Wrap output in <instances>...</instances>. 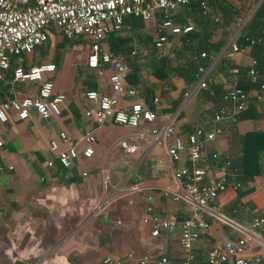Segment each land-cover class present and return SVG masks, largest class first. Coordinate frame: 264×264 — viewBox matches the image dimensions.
<instances>
[{
    "label": "crops",
    "instance_id": "0c3cea01",
    "mask_svg": "<svg viewBox=\"0 0 264 264\" xmlns=\"http://www.w3.org/2000/svg\"><path fill=\"white\" fill-rule=\"evenodd\" d=\"M225 1L240 8L245 3L244 0ZM257 1L248 0V14L228 36L224 47L230 42L236 44L239 31L253 14L251 9ZM206 2L212 9L213 0ZM181 11L182 8L175 15ZM191 18L187 23L192 24ZM133 19L127 18L121 31L105 40L104 50L122 58L129 68L133 67L137 55L146 59L152 55L167 56L171 65H175V53L170 50L173 42L168 41L159 51L163 53L158 55L153 48L150 26L141 21L140 29L135 28L139 24ZM175 42L179 44L178 40ZM250 51L247 55H235L233 64L245 67L251 58ZM87 53L83 39L62 43L51 31L43 47L11 60L5 83L0 84V102L9 92L16 97L35 98L39 85L13 83L12 69L52 63L55 66L50 76L53 92L64 95L57 116L43 120L30 110L27 119L19 120L10 111L7 122L0 125L3 140L0 149V264H103L106 257L121 260L122 264H138L142 259H146V264H154L158 256L166 257L169 264H180L179 228L152 237L150 223L145 224L142 219L147 205L152 214L163 219L181 221L191 215L193 206L189 201L183 198L171 202L160 193L161 189L174 187L171 169L186 166L187 155L182 153L179 162L169 163L142 126L97 124L91 119L95 105L84 99V93L94 90L107 94L109 72L104 66L100 67V75L89 68ZM182 61L183 58L178 59ZM143 65L138 64V72L144 86L151 90V98H145L150 95L145 93L141 82L135 86L126 76L125 84L135 88L136 98L123 97L118 100V107L127 108L136 99L151 107V100L155 98L153 126L158 127L175 117L190 99L184 101L181 96L178 109L171 114L166 108L180 97L182 80L173 77L170 83L162 84L150 76ZM248 95L249 102L254 100L255 89H250ZM255 101L256 111H263L264 102ZM198 125L201 121L192 126L184 118L173 121L175 131L182 137ZM256 127L264 129V119L257 121ZM252 129L250 120L236 125L238 135ZM86 135L91 137L90 143L85 141ZM229 139L224 137L210 143L204 153L205 160L210 158L212 150L228 151ZM50 141H55V151L49 149ZM88 146L92 149L91 156L80 157V152ZM66 147H73L79 156L70 167L63 168L56 157ZM47 162L52 166L48 167ZM243 189L249 193L238 198L228 190L205 208L208 228L192 245V264H205L206 252L211 247L238 238L242 231L253 232L249 227L250 219L264 215V167L258 179ZM127 255L132 258L127 259ZM260 255L263 260L260 264H264V252Z\"/></svg>",
    "mask_w": 264,
    "mask_h": 264
},
{
    "label": "built area",
    "instance_id": "2783aa9c",
    "mask_svg": "<svg viewBox=\"0 0 264 264\" xmlns=\"http://www.w3.org/2000/svg\"><path fill=\"white\" fill-rule=\"evenodd\" d=\"M261 1L258 0L254 10ZM190 3H198L213 21H218L206 0H0V84L5 83L11 60L43 47L52 28L62 40L80 37L87 44V66L100 75V63L109 72L107 94H99L94 90L84 93V99L95 105L91 119L97 124L113 123L130 128L142 126L145 134L152 137L151 142L160 148L169 163L179 162L181 154L186 153L188 164L171 169L174 187L160 191L161 195L171 202L184 198L193 206L191 215L180 222V264H191L194 260L192 245L208 228L204 220L205 208L214 204L221 194L228 190L234 193L240 187L239 183L232 180L234 178L229 173L228 163H222L218 153H212L208 160H205L204 153L207 144L229 136L230 129L225 130V127H230L231 123L235 122V115L246 108L249 95L240 88L228 89L223 99L228 101L229 106L220 107L212 117L206 115L201 127L182 137L173 126L175 117L154 127L156 113L145 102L136 99L127 108L118 107L119 99L136 98L137 93L135 88L125 84L129 73L125 61L104 50L103 44L111 34L121 31L126 18H139L150 26L153 48L160 51L168 44V35L183 36L193 31L190 23L180 25L172 21L175 13ZM247 42L245 48L230 42L215 59L221 56L234 59L235 55H246L255 45L262 48L264 58V37L248 39ZM131 55H134V51ZM200 57H205V54L201 53ZM213 65L214 60L209 67L198 68L195 85L184 93V101L191 99L199 90L207 89L212 81L209 75ZM255 66L257 61L250 58L247 77L252 83H256L258 78ZM237 70V67H232L229 73L235 75ZM54 71L55 66L52 63L13 68V83H37L38 91L35 98L16 97L9 92L0 102V125L7 122L10 111L14 112L19 120L27 119L30 110L43 120L59 115L64 95L53 92L50 76ZM255 97L258 101L264 100V80L255 91ZM151 105L157 106V99H152ZM63 141L66 142V139L63 138ZM85 141L90 143L92 139L86 135ZM2 145L3 140L0 137V149ZM56 148L55 141H50L49 149L55 151ZM91 154L92 149L88 146L80 152V157L89 158ZM78 156L73 147H66L56 159L61 167L68 168ZM47 166H52V163L47 162ZM149 200L148 198L147 201ZM213 210L217 212L216 208ZM142 222L150 223L152 237L161 232H171L178 224L176 220L163 219L152 214L149 205L145 207ZM249 227L259 235L242 231L235 241H225L211 247L206 252L207 264H260V254L264 252V215L253 216ZM255 249L259 250L258 253L254 252ZM131 258V255H127V259ZM103 264L122 262L106 257ZM138 264H146V259L140 260ZM154 264H169V261L166 257L158 256Z\"/></svg>",
    "mask_w": 264,
    "mask_h": 264
},
{
    "label": "trees",
    "instance_id": "16d2710c",
    "mask_svg": "<svg viewBox=\"0 0 264 264\" xmlns=\"http://www.w3.org/2000/svg\"><path fill=\"white\" fill-rule=\"evenodd\" d=\"M213 2L214 4H212V10L214 11V15L218 17L219 25L222 27L220 33L221 35L217 39L213 38L212 28L208 27L210 22L213 24V21L209 20V15L198 6V3H190L189 5L182 7L181 13L178 15L176 14L173 17V21L184 25L188 22L187 19L192 17L191 23L193 24L194 28H196V30H193L183 36H167L168 41H172L176 44L177 41L175 42V40H178L180 44V47H174L171 50L175 53L174 56L176 64L171 65L167 56L152 55V58L146 59L145 57L142 58L137 55L134 56L135 62H133V67H128V81L135 86L141 82L145 93L150 95L149 97H145L146 99L151 98L152 94L148 86L145 85V87L143 81L140 79L138 72L139 63L144 64V70L148 69L149 75L159 80V82L162 84L170 83V80L173 77H177L182 80L184 86L179 93L180 97L170 102L169 107L166 108L171 114H174V112L178 109L184 90L189 89V87L192 86L197 80L198 68L201 67L202 69H205L209 67L214 58L217 57L224 47L228 36L233 31H235L238 27V24L241 23L243 16L241 17L240 13L242 12V14H245L250 8L248 0H244L245 3L243 4L242 8L235 7L225 0H213ZM125 20L124 22H126ZM133 20L138 21L137 23L139 25L135 26V28L140 29L142 26L141 21L138 19ZM51 30L54 31L53 28ZM115 35L117 34H111L109 37H114ZM263 37L264 0L261 1L247 22L242 26L235 42L237 46L245 48L248 44V39L256 40ZM75 38L69 40L63 39L62 43H69ZM250 50L251 51L249 52V55L251 58H254L257 61V66L254 67L258 75L256 83H252L247 77L249 61L245 67H238L233 64V59H227L222 56L218 58L210 72L209 78L212 81L207 86V89L199 90L198 93L190 99V102L183 106L176 113L175 121L184 118L191 126L194 123H199V121H201V125H198L197 127L195 126L188 133H191L195 129L201 127L204 124L206 115L212 117L220 107L229 106L228 101L223 99L228 89L236 87L247 93L250 89H255V91L258 90L259 84L264 80V58L262 55L263 50L258 45L252 46ZM157 53L160 55L161 52L158 51ZM201 53H204L205 57L201 58ZM247 54L248 52L246 55ZM180 58H183L182 62H178V59ZM99 66L103 68V65L100 63ZM232 67H237L238 69L235 75H231L229 73V70ZM254 98L256 99L255 95ZM255 99L249 102L248 97L246 108L235 115V122L231 123L232 125L230 127H225V130L230 129L228 136L231 143L230 149L225 152H219L217 150L210 151V156L212 153H218L219 160L222 163H228L229 173H231L233 175L232 177L234 178L232 180H235L240 185L239 189L234 192L238 198L249 193L248 190L243 188L246 187L249 182H255L262 174L264 167V129L256 127V122L264 119V110L261 112L256 111L257 101H255ZM258 102H264V100ZM147 103H150V100H148ZM148 107L154 111L153 105ZM244 120H250L253 123V129L245 132L242 135H238L236 133V125L238 122ZM209 144H207V148ZM209 163L210 161L207 162V164ZM236 201L237 200L235 199L234 202ZM225 228L227 231L230 230L228 227ZM236 239L231 241H235ZM205 264H207L206 257Z\"/></svg>",
    "mask_w": 264,
    "mask_h": 264
},
{
    "label": "rangeland",
    "instance_id": "374dc122",
    "mask_svg": "<svg viewBox=\"0 0 264 264\" xmlns=\"http://www.w3.org/2000/svg\"><path fill=\"white\" fill-rule=\"evenodd\" d=\"M258 2V1H257ZM257 2L253 5L254 7L251 9V10H254V8L256 7V5H257ZM241 14V17H242V19L243 18H245L246 17V15L248 14V13H245V14H242V12L240 13ZM210 17V16H209ZM209 20H212L213 21V19L210 17V19ZM211 23V22H210ZM210 23H209V28H212V31H213V38L214 39H216V38H218L221 34V30H222V27L219 25V22L217 21V22H215V21H213V24L211 23V25H210ZM193 30H196V28H193ZM234 32V31H233ZM232 32V33H233ZM231 33V34H232ZM230 34V35H231ZM230 37H228V39H229ZM80 45H82V44H80ZM173 46L171 47V49L170 50H172L174 47H176V48H178V47H180V44H175V43H173L172 44ZM188 52V51H187ZM161 53H163L162 51H161ZM170 53V52H169ZM173 53V52H172Z\"/></svg>",
    "mask_w": 264,
    "mask_h": 264
},
{
    "label": "water",
    "instance_id": "95a60500",
    "mask_svg": "<svg viewBox=\"0 0 264 264\" xmlns=\"http://www.w3.org/2000/svg\"><path fill=\"white\" fill-rule=\"evenodd\" d=\"M180 222H181V221H178V220H177V223H178V224H177V227H178V228H180Z\"/></svg>",
    "mask_w": 264,
    "mask_h": 264
}]
</instances>
